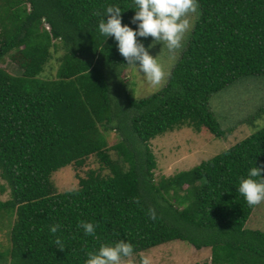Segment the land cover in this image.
I'll return each mask as SVG.
<instances>
[{
  "label": "trees",
  "instance_id": "16d2710c",
  "mask_svg": "<svg viewBox=\"0 0 264 264\" xmlns=\"http://www.w3.org/2000/svg\"><path fill=\"white\" fill-rule=\"evenodd\" d=\"M198 3L165 84L135 99L118 42L98 30L110 5L136 30L134 0H0V60L14 51L25 62L20 75L0 66V177L9 190L0 217L10 239L0 264H85L88 251L121 239L134 253L177 239L210 248V259L195 264H264V232L245 228L255 206L238 191L241 176L264 168V125L188 170L155 179L152 138L184 124L223 136L210 96L240 77H264V0ZM149 38L137 36L143 45ZM58 49L54 77L43 78ZM109 131L119 137L111 146ZM90 155L98 168L57 191L53 174ZM81 220L95 226V237L78 227Z\"/></svg>",
  "mask_w": 264,
  "mask_h": 264
},
{
  "label": "rangeland",
  "instance_id": "374dc122",
  "mask_svg": "<svg viewBox=\"0 0 264 264\" xmlns=\"http://www.w3.org/2000/svg\"><path fill=\"white\" fill-rule=\"evenodd\" d=\"M197 16L192 18L193 24ZM189 36L190 33L187 34L186 41ZM149 45L153 46L149 48ZM144 46L150 55L154 58L157 57L168 73L182 51L176 53L173 58L163 44H154L152 37L147 40ZM52 53V58L45 65L41 74L43 78L54 77L59 63L57 58L63 51L58 49ZM18 60L17 55H14V51H12L1 58L0 66L12 75H20L25 62ZM122 77L127 83L130 95L135 99L146 97L158 91L165 84L163 83L159 87L149 85L145 81L143 73L129 65ZM209 105L224 131L223 136L216 137L205 127L196 131L184 124L173 130L160 133L149 141L156 159L154 173L157 182L162 177L194 167L202 160L214 156L262 127L264 125V77L243 76L238 78L212 94L209 98ZM118 138L114 131H109L106 134L108 146L115 144ZM108 153L111 158L117 157L116 152L112 149H108ZM98 166L99 162L96 156L90 155L80 167L71 164L57 170L52 176V181L57 191L70 190L77 187L78 177L84 176L89 168H98ZM101 172L107 173L108 169L101 168ZM7 198H9V190L6 182L0 177V199ZM176 205L181 208L185 206V203ZM8 226L6 217H0V251H4L10 246ZM245 228L264 232V202L254 207ZM141 256L150 257L152 264H195L210 259V248L196 249L184 240H168L146 250L135 252L131 259L135 264H139Z\"/></svg>",
  "mask_w": 264,
  "mask_h": 264
},
{
  "label": "clouds",
  "instance_id": "9594fccd",
  "mask_svg": "<svg viewBox=\"0 0 264 264\" xmlns=\"http://www.w3.org/2000/svg\"><path fill=\"white\" fill-rule=\"evenodd\" d=\"M134 4L135 15L131 22L134 24L138 22L136 30L128 25H122V11L115 5L106 7L103 18L99 20L98 30L106 37H114L118 42V51L127 61V65L142 72L149 85L159 87L166 82L169 73L165 71L157 57L149 54L145 46L137 40V36L152 37L154 44H163L174 58L175 54L183 49L186 36L193 28L192 18L198 15L199 3L198 0H134ZM93 15L99 16L100 13L93 12ZM105 16L108 17L107 21L104 19ZM152 46L149 45V48ZM262 172L264 168L255 166L248 171L247 177L241 176L239 179L238 191L250 207L264 202ZM148 216L149 219L156 220L155 209H149ZM78 227L83 229L85 235L96 236V228L92 223L81 220ZM59 229V224L51 225L49 228L53 234ZM55 244L61 250L64 249L59 237H56ZM133 254V244L123 239L114 243L102 242L97 250L86 253L85 264H135L131 259ZM139 264H152L151 258L141 256Z\"/></svg>",
  "mask_w": 264,
  "mask_h": 264
}]
</instances>
